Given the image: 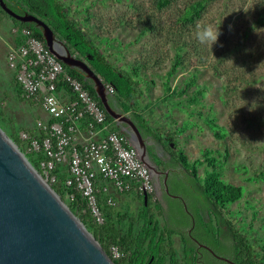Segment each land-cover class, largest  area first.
<instances>
[{
    "label": "rangeland",
    "instance_id": "1",
    "mask_svg": "<svg viewBox=\"0 0 264 264\" xmlns=\"http://www.w3.org/2000/svg\"><path fill=\"white\" fill-rule=\"evenodd\" d=\"M195 1L171 0L159 8L157 0H62L77 26L108 61L134 75L144 92L142 112L148 123L161 129L163 138L167 136L162 128L173 134L177 151L182 150L195 164L198 177L202 179L212 169L209 159L214 158L221 179L243 188L242 196L224 210L264 254V0H206L195 19L187 21L183 15ZM208 24L220 31L213 46L195 38L197 25ZM0 26L4 30H0V126L34 161L36 156L23 133L35 131L37 119L44 117L23 96L14 71L6 65L9 48L3 41L12 32L9 24L0 22ZM177 54L180 64L170 73ZM55 191L117 264L124 257L126 264H135L134 257L125 256L130 247L122 241L131 218L134 238L141 231L143 236L154 229L160 234L163 229L164 220L154 210L142 218L139 201L137 207L132 203L129 212L118 204L111 209L114 229L105 230L104 221L95 218L92 224L84 205ZM114 246L124 255L116 258ZM161 246L158 258L152 257L151 262L159 259L169 264L174 253L175 264H182L179 234L164 238Z\"/></svg>",
    "mask_w": 264,
    "mask_h": 264
},
{
    "label": "built area",
    "instance_id": "2",
    "mask_svg": "<svg viewBox=\"0 0 264 264\" xmlns=\"http://www.w3.org/2000/svg\"><path fill=\"white\" fill-rule=\"evenodd\" d=\"M12 31L17 41L8 51V66L23 96L48 114V118L37 119L35 131L23 133L30 150L43 155L40 172L45 180L57 184L56 170L62 166L67 173L63 185L81 194L99 222L104 216L97 193L103 191L105 202L116 205L110 184L122 193L141 198L146 194L154 205L157 193L150 170L128 135L114 128L115 120L107 119L101 103L68 72L43 40L26 26L14 25ZM105 84L114 94V86ZM67 90L71 97L65 95ZM66 196L75 199L74 192L67 191ZM112 251L116 258L124 255L116 246Z\"/></svg>",
    "mask_w": 264,
    "mask_h": 264
},
{
    "label": "trees",
    "instance_id": "3",
    "mask_svg": "<svg viewBox=\"0 0 264 264\" xmlns=\"http://www.w3.org/2000/svg\"><path fill=\"white\" fill-rule=\"evenodd\" d=\"M7 5L15 10L17 13L23 14L27 12V8H31L33 12H36L40 16H43L48 21L49 25L53 28L55 33L62 38L73 53L77 56L87 60L91 68L99 74L105 83H110L114 86L115 92L111 98V103L113 102L119 111L129 113L135 123L138 125L143 136H149L152 140L163 143V139L169 141L168 146L170 147L171 161L170 164L174 167L179 166L189 178V184L191 189H196L199 191V195L202 201V208L197 210L193 203L188 204V210H190L195 217L196 226L195 229H201L202 235H198L192 231L190 234L183 228L174 227L171 221L167 219V222L163 226L160 234L157 229L153 232L147 231L146 234H138L136 238L132 236L133 226L129 220L128 232L122 238V241L129 244V247H133L134 250H126L125 256L131 255L135 258V264H161L159 259H155L151 262V258H158L159 248L161 246L164 238H168L172 233L178 232L182 239V250L183 255L181 262L182 264H209L203 262L200 256V251L205 250L203 248H198V242H203L210 245L218 254L227 256L239 264H264V254L261 253V249H257L256 242L251 238L247 232L240 231L230 218V216L225 212V207L230 203L238 200L243 194V188L241 186H235L232 183L225 182L220 177V171L218 166L213 163L214 158L209 159V166L212 169H207L205 177L202 179L197 175V169L194 163H190L184 152L182 150L177 151V143L174 141L173 134L166 132V136H162V132L157 128L151 126L148 123L147 118L143 114V110L146 104H143L144 92L138 89L139 82L136 80L133 74L126 70H120L113 63L108 61L106 56L99 50L95 41L88 37L83 30H81L75 20L70 16L67 6L62 2V0H5ZM206 0H197L193 2L189 7H187L185 14L183 15L187 21H192L195 16L200 13V9L204 6ZM22 4H21V3ZM171 0H157V6L159 8L165 7L170 4ZM24 4L26 6H24ZM27 7V8H26ZM8 14L0 6V13ZM9 15V14H8ZM12 17V16H11ZM13 18V17H12ZM16 24L28 27L32 34L45 42L41 27L37 26L34 22H21L13 18ZM180 55H176L175 63L171 68L170 73L176 70L180 64ZM68 72L78 80H80L84 86L90 91L92 96L96 98L100 103L99 96L97 95L94 85L91 79L87 78L83 72L77 68H71L64 64ZM16 82L18 83L17 79ZM18 86L22 91L20 84ZM182 90L179 94L184 93ZM102 105V103H101ZM103 106V105H102ZM104 108V107H103ZM108 120H112V117L108 114ZM115 129L120 130L118 126H114ZM21 140L17 139L19 143ZM172 143L176 148L169 145ZM20 144V143H19ZM172 148V149H171ZM32 154L36 156L33 163L40 169V159L43 155L40 152L31 151ZM63 167H59L56 172L59 176V182L53 184V187L64 192L65 196L67 191L74 192L75 199L71 200L75 204H82L86 207V215L89 217L93 223H96L95 217L91 209L87 206L86 201L82 198L81 194L73 188H67L63 185V181L67 175L66 171H62ZM172 193H176V189L171 188ZM192 191V190H191ZM67 197V196H66ZM98 204L101 210H104L105 218L103 227L105 230L112 226L110 223V218L113 206L105 202L106 194L103 191L97 193ZM185 197V195H184ZM170 199V198H169ZM183 211V205L180 204ZM161 212L164 213V207L159 205ZM153 211L151 203L145 204L143 202L142 211L140 212L142 218H145ZM184 216L188 219L184 221L185 226H190L192 223V217L186 214L184 211ZM151 216L148 221V228L151 230L153 224L151 223ZM94 220V222H93ZM112 226V230H113ZM115 232V230H114ZM98 235V233H97ZM194 235L197 240L192 238ZM217 235V236H216ZM96 236V234H95ZM97 237V236H96ZM150 237V238H149ZM224 237H228L232 243V249L230 252L223 251L218 248V242ZM149 238V239H148ZM148 240V241H147ZM129 241V242H128ZM145 241H147L145 243ZM173 248L171 247V252ZM174 251V250H173ZM205 258L212 257L211 259L215 264H230L226 261L219 260L213 256H209L208 252L205 253ZM152 258V259H154ZM176 257L173 253L171 255L169 264H175ZM118 264H126V258H122V262Z\"/></svg>",
    "mask_w": 264,
    "mask_h": 264
},
{
    "label": "water",
    "instance_id": "4",
    "mask_svg": "<svg viewBox=\"0 0 264 264\" xmlns=\"http://www.w3.org/2000/svg\"><path fill=\"white\" fill-rule=\"evenodd\" d=\"M0 6L13 18L41 27L50 51L63 64L79 69L92 80L104 109L128 135L142 161L155 174L157 189H161L162 172L151 158L150 141L143 136L130 114L111 105L102 77L87 60L74 54L41 16L32 12L17 13L5 0H0ZM164 184L168 191L166 179ZM143 200L148 203L146 194ZM217 257L239 264L227 257ZM0 264H117L1 126Z\"/></svg>",
    "mask_w": 264,
    "mask_h": 264
},
{
    "label": "flooded vegetation",
    "instance_id": "5",
    "mask_svg": "<svg viewBox=\"0 0 264 264\" xmlns=\"http://www.w3.org/2000/svg\"><path fill=\"white\" fill-rule=\"evenodd\" d=\"M24 6H26V5L24 4ZM27 10H28L27 12H32V13L37 14L36 12H33L31 10V8H27ZM37 15H39V14H37ZM41 17L44 20H46V18H44L43 16H41ZM144 137H146L151 143H154V141L149 136H144ZM151 158L155 161V159L152 156H151ZM170 161H171V158L167 162H165V164L163 166H161V168L159 167V164L155 161L158 164L157 168L159 170H161V172H162L160 174L162 185H161V189H159V190L156 187L155 177H154L155 174L149 169L151 176H152V179H153V182H154V185H155L156 193H157V202L154 205L151 203V206L157 214L162 216V219L164 220L163 221L164 225L167 222L166 218L168 217V220L171 221V223L174 227L183 228L187 232H189L190 234L194 230V232L196 234L202 235L201 229H195V226H196L195 217L193 216L192 212L190 210H188L189 202L193 203V205H195L197 210H200L202 208V201H201V198L199 195V191L196 189H191L192 186L190 187L189 178L183 172L186 170L185 169L182 170L179 166H177V167L172 166L170 164ZM165 179H166V184L168 186V191L165 188V184H164ZM171 188H173V189L175 188L177 192L172 193L170 191ZM184 195H185V197H184ZM180 204L183 205V211L192 217V223L190 224V226L184 225V221H186L188 219L184 216V213L182 211V207ZM159 205H162L164 207V210H165L164 213L161 212ZM174 233L179 234L178 232H174ZM180 237H181V235H180ZM192 238L195 241L197 240V238L194 235H192ZM181 241H182V239H181ZM217 246L221 250L226 251V253L230 252L232 249V243L228 237H224L222 240H220L218 242ZM198 248H203L205 250V252L207 251L209 253L208 254L209 256H213L219 260H223V259L217 257V256L222 257L223 255L218 254L210 245H208L206 243L199 241L198 242ZM198 252H200V256L202 257L203 262L205 261L209 264H215V262L211 259L212 257L207 256V258L204 259V257H205L204 251H200L198 249ZM223 257H227V256H223ZM227 258H229V257H227ZM229 259H231V258H229ZM223 261H225V260H223Z\"/></svg>",
    "mask_w": 264,
    "mask_h": 264
},
{
    "label": "crops",
    "instance_id": "6",
    "mask_svg": "<svg viewBox=\"0 0 264 264\" xmlns=\"http://www.w3.org/2000/svg\"><path fill=\"white\" fill-rule=\"evenodd\" d=\"M4 15H7L11 19V20H9V19H6V18H1L2 16L0 15V22L3 25L4 24H9L10 29H11V32H12V35L11 36H8L6 38L4 37V41H3V43L5 44V46H8V48L10 49V47L12 45H14L16 43V41H17V36L13 33L12 28L14 27V25H19V24H16L15 21H14V19L10 15L5 14V13H4ZM0 30L2 31V33H4V30L2 28H0ZM2 49H3V45H2ZM7 54H8V52H7ZM7 54H6V65L8 66ZM9 69H11V68L9 67ZM108 93L110 95V100H111L113 94H111L110 92H108ZM65 95L67 97H71L72 96V93L70 92V90H67L65 92ZM30 102H32L33 104H35L36 106H38L41 109L44 118H48V114L45 112V110L38 103H35L32 100H30ZM110 103H111V101H110ZM111 105L114 108L118 109V107L113 102L111 103ZM115 124L117 125V123H115ZM117 126L120 128L119 125H117ZM162 129L165 131V133L166 132H169V130H167L166 128H162ZM160 131H161V129H160ZM162 141H163L164 144H161L159 142L154 141V143H151L150 142L151 144L149 145V147H150L149 148L150 154L155 159V161L159 164V167L160 168H161V166H163L165 164V162H167L171 158L170 148L168 146L169 141H166L165 139H163ZM110 189H111L112 196L116 200V205L113 206V209H115L116 206H117V204H118L121 207V209H122L123 212H129L130 211V206L132 205V203L133 204H136V207H137L139 201H141L142 204L144 202L143 198H141L140 196H137V195L132 194V193H122V192H119L111 184H110Z\"/></svg>",
    "mask_w": 264,
    "mask_h": 264
},
{
    "label": "clouds",
    "instance_id": "7",
    "mask_svg": "<svg viewBox=\"0 0 264 264\" xmlns=\"http://www.w3.org/2000/svg\"><path fill=\"white\" fill-rule=\"evenodd\" d=\"M220 26V25H219ZM255 30V28H254ZM260 33V32H258ZM220 35L219 28L216 30L213 25H197L195 38L202 44L211 43L212 46L218 41Z\"/></svg>",
    "mask_w": 264,
    "mask_h": 264
}]
</instances>
